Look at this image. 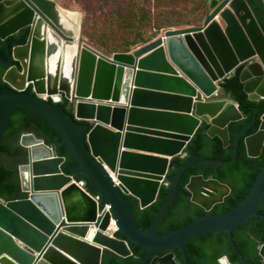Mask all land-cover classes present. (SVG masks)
I'll return each mask as SVG.
<instances>
[{
    "label": "water",
    "instance_id": "obj_1",
    "mask_svg": "<svg viewBox=\"0 0 264 264\" xmlns=\"http://www.w3.org/2000/svg\"><path fill=\"white\" fill-rule=\"evenodd\" d=\"M210 10L200 26L168 29L131 52L105 55L81 44L80 26L72 27L63 13L68 11L54 0L0 1V39L29 30L24 44L6 42V59L0 52V63L9 66L3 75L7 86L0 88V137L21 107L29 118L47 121L72 159L69 175L62 168L66 157L34 134L22 135L27 162L19 174L27 197L0 199V264H102L105 251L130 256L129 242L146 249L139 264H189V241L224 232L236 248L233 230L260 216L264 166L236 208L157 232L181 191L184 171L218 172L234 165L240 138L256 122L259 108L234 138L230 161L198 154L191 142L203 124L209 125V137H219L228 147L230 124L246 118L239 103L220 96L221 83L243 67L240 81L249 100L264 101V0H212ZM71 46L76 47L71 76L65 77L61 64L53 75L51 57ZM40 94L62 95L73 115ZM244 145L249 157L262 154L264 113ZM188 154L184 163L176 162L154 220L147 229L139 228L125 196L134 197L141 209L152 205L172 160ZM77 173L88 178L97 196L75 179ZM185 189L206 212L231 193L228 185L202 175L191 176ZM111 217L124 239L111 235ZM259 255L264 261V244ZM219 264L232 263L224 256Z\"/></svg>",
    "mask_w": 264,
    "mask_h": 264
},
{
    "label": "trees",
    "instance_id": "obj_2",
    "mask_svg": "<svg viewBox=\"0 0 264 264\" xmlns=\"http://www.w3.org/2000/svg\"><path fill=\"white\" fill-rule=\"evenodd\" d=\"M180 1L188 3L189 7L181 6ZM211 1L100 0V5L97 6L91 0H87V5L83 9L85 17L82 23V36L84 39H92L97 31L91 34L87 33L88 26L91 25L96 30L101 29L100 22L105 21V23L111 24L109 28L111 31L119 26L123 32L120 37L125 40L121 46H115L110 52H130L154 40L162 30L202 25L210 11ZM103 31L107 32V28ZM28 34L29 30L25 29L5 41L0 39V52L3 57L7 58L6 42H9L10 47L24 44ZM128 35L129 38H127ZM87 42L89 41L87 40ZM8 67L0 63V88L7 86L3 81V75ZM242 68H238L221 83L220 96L229 97L239 103L240 110L246 114L245 119L230 124V145L224 147L219 137H209L207 134L209 125L206 124L200 127L191 142V146L197 147L198 154L203 157L230 161L233 157L234 138L239 134L241 128L251 122L254 116V108H259L256 122L239 140L236 163L229 168H221L218 172L215 169L207 168L190 167L186 169L179 182L181 191L171 205L169 214L163 218L157 228L159 234H166L179 229L202 216L220 214L236 208L247 197L264 166V149L259 157L252 158L247 155L244 145L245 137L256 133L259 129L260 117L264 113V101L253 102L249 100L248 94L244 91V84L240 81ZM57 105H63L64 109L73 115V107L69 103L63 101ZM28 133L44 140L46 144L55 149L59 156L66 157V162L62 165L63 171L66 174H72L70 170L72 159L67 155L64 147L58 145L61 137L48 126L45 119H31L25 109L17 107L0 137V199L2 200L12 201L27 197V194L21 189L19 166L27 162V150L20 141L22 135ZM189 157L190 154L184 158L176 157L172 160L168 178L160 189L157 201L152 205L141 209L134 197L125 196L128 205L133 208V219L139 228L145 230L150 226L169 192L170 176L177 170L176 162L184 163ZM193 175H202L205 179L219 180L231 188L230 195L225 198L223 203L217 204L210 212H206L201 206L191 201V193L185 189ZM74 177L76 180L84 182L85 188L90 193L95 196L98 195L91 188L86 176L77 173ZM258 213L260 216L249 219L233 230L236 248L232 247L227 232L210 233L189 241L185 247L189 264H219L220 259L224 256L232 264H246L244 260L254 264H264L259 255V247L264 244V219H262L264 217V201L259 207ZM117 237L124 239L119 233H117ZM129 245L132 251L130 256L120 257L111 251H105L102 264H139L146 254V249L130 242ZM172 252L183 263L180 251L175 249ZM242 256L244 260L241 259Z\"/></svg>",
    "mask_w": 264,
    "mask_h": 264
},
{
    "label": "rangeland",
    "instance_id": "obj_3",
    "mask_svg": "<svg viewBox=\"0 0 264 264\" xmlns=\"http://www.w3.org/2000/svg\"><path fill=\"white\" fill-rule=\"evenodd\" d=\"M54 1L61 8L67 10L68 12L76 13L78 15V18H79L78 27L80 26V42H81V44L85 43V44L93 47L94 49H96L97 51H99L105 55H112L113 53L110 52L111 49H114L115 46L119 47L124 43L125 40L120 37L121 34L123 33L121 31V28L118 26L114 30L111 31L109 29L111 24L109 25L108 23H105V21L100 22L101 23V26H100L101 29L98 28L96 30L93 27H91V25H89L88 28L86 29L87 33L91 34V33H94L95 31H97V34H94L92 39H86L85 38L86 39L85 40L83 38V36H82V23H83V20L85 17V13H84L83 9L87 5V2H86L87 0H54ZM91 1L93 3H95L97 6L100 5V0H91ZM101 1H103V0H101ZM180 4H181V6L185 5V6L189 7V4L184 2V1H180ZM106 28H107V32L103 31V29H106ZM164 31L165 30L160 31L158 36L163 34ZM127 38H129V35L127 36ZM87 40L89 42H87Z\"/></svg>",
    "mask_w": 264,
    "mask_h": 264
},
{
    "label": "bare ground",
    "instance_id": "obj_4",
    "mask_svg": "<svg viewBox=\"0 0 264 264\" xmlns=\"http://www.w3.org/2000/svg\"><path fill=\"white\" fill-rule=\"evenodd\" d=\"M65 17L68 19V22H70L72 27H75L78 29V18L73 17L75 13L72 12H63ZM75 46L67 47V50L65 52V49L62 48L58 53L53 55L51 57V63H52V74L55 75L57 67L61 64L62 68H64V74H68V76H65L66 78H69L72 74V65H73V60H74V52H75ZM64 58L65 61L64 62ZM62 61V62H61ZM35 143V142H34ZM30 144H33L32 142ZM109 230H113V224L110 223Z\"/></svg>",
    "mask_w": 264,
    "mask_h": 264
},
{
    "label": "built area",
    "instance_id": "obj_5",
    "mask_svg": "<svg viewBox=\"0 0 264 264\" xmlns=\"http://www.w3.org/2000/svg\"><path fill=\"white\" fill-rule=\"evenodd\" d=\"M39 97H41L42 99L44 100H51L53 101L55 104L57 103H61L64 101V97L62 95H48V94H40ZM70 104V102H69ZM71 105V104H70ZM106 209L109 211L110 210V206L109 205H106ZM112 220V224H113V231H112V234L114 233H117L119 228H118V225L116 224L115 221H113V218L111 219Z\"/></svg>",
    "mask_w": 264,
    "mask_h": 264
},
{
    "label": "clouds",
    "instance_id": "obj_6",
    "mask_svg": "<svg viewBox=\"0 0 264 264\" xmlns=\"http://www.w3.org/2000/svg\"><path fill=\"white\" fill-rule=\"evenodd\" d=\"M210 12H211V10H210ZM210 12H209V13H210ZM209 13H208V14H209ZM161 35H162V34H161ZM158 37H159V36H158ZM155 39H156V38H155ZM49 101H51V100H49ZM52 102H53V101H52ZM64 102H65V100H64ZM66 103H68V102H66ZM69 105H70V104H69ZM71 106H72V105H71ZM80 182H82V181H80ZM82 183L84 184V187H85V183H84V182H82ZM94 196H95V195H94ZM96 196H97V195H96ZM109 206H110V205H109ZM105 207H106V205H105ZM109 211H110V210H109ZM112 218H113V217H111V219H112ZM113 221H114V219H113ZM111 223H112V220H111ZM116 224H117V223H116ZM118 228H119V227H118ZM112 231H113V230H112ZM112 231H110V232H111V235H112V236L114 235V236L117 237V233H118V232L115 233V234H114V233L112 234ZM118 231H119V230H118Z\"/></svg>",
    "mask_w": 264,
    "mask_h": 264
},
{
    "label": "crops",
    "instance_id": "obj_7",
    "mask_svg": "<svg viewBox=\"0 0 264 264\" xmlns=\"http://www.w3.org/2000/svg\"><path fill=\"white\" fill-rule=\"evenodd\" d=\"M73 17H75V18L77 17V18H78V15L75 13V14L73 15ZM78 20H79V18H78Z\"/></svg>",
    "mask_w": 264,
    "mask_h": 264
}]
</instances>
